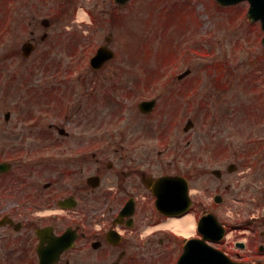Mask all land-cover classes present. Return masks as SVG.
I'll return each mask as SVG.
<instances>
[{
	"label": "rangeland",
	"instance_id": "rangeland-1",
	"mask_svg": "<svg viewBox=\"0 0 264 264\" xmlns=\"http://www.w3.org/2000/svg\"><path fill=\"white\" fill-rule=\"evenodd\" d=\"M80 6L88 9L93 24L75 21ZM220 7L215 0H132L120 10L111 0H0V26L11 23L8 31L0 28V130L14 128L3 121L7 110H14L16 121L21 110L26 115L40 108L36 100L28 101L33 97L23 92V83H44L43 66H53L48 80L58 81L60 75L70 84L66 106L76 113L88 104L93 86L96 99L109 100L105 107L95 101V124H83L81 113L72 117L75 131L95 130L112 135L113 142L141 132V145L154 155L172 142V173L185 166V157L192 165L252 164L254 196L264 197V32L260 23L248 21L247 2ZM112 11L122 15H117L119 24L110 21ZM43 17L54 18L51 38L31 60L15 56L31 29L43 31ZM109 34L117 56L92 75L90 56ZM186 69L190 74L179 79ZM94 79L96 85L88 84ZM144 96L159 98L150 118L137 108ZM189 118L195 125L186 132ZM159 158L160 173L170 170V151ZM208 178L193 177L199 189L211 193L205 189Z\"/></svg>",
	"mask_w": 264,
	"mask_h": 264
},
{
	"label": "flooded vegetation",
	"instance_id": "flooded-vegetation-1",
	"mask_svg": "<svg viewBox=\"0 0 264 264\" xmlns=\"http://www.w3.org/2000/svg\"><path fill=\"white\" fill-rule=\"evenodd\" d=\"M30 35L35 42L40 36L38 29ZM51 69L46 66L44 83H23V92L36 96L28 101H41L35 114L20 113L13 129L0 130V162L10 163L0 172V264H177L187 240L205 236L171 227L184 214L163 213L156 203L161 194L148 187L172 175V142L165 147L170 170L160 173L164 151L145 150L141 132L120 135L115 146L112 135H102L110 138L104 142L95 130L75 131L72 117L78 113L83 124L96 123V86L76 113L66 106L63 77L48 80ZM184 159L174 174L189 180L211 175L205 189L212 195L205 190L192 195L200 198L191 211L215 213L224 228L220 240L208 236L192 243L198 249L187 252L188 262L264 264V197H253L254 168L225 162L216 174L208 163ZM164 197H172V188Z\"/></svg>",
	"mask_w": 264,
	"mask_h": 264
},
{
	"label": "water",
	"instance_id": "water-1",
	"mask_svg": "<svg viewBox=\"0 0 264 264\" xmlns=\"http://www.w3.org/2000/svg\"><path fill=\"white\" fill-rule=\"evenodd\" d=\"M120 3H124L128 0H118ZM242 0H218V2L222 5H228L237 3ZM250 2V9H249V16L251 20H258L260 19L262 21V26L264 29V0H249ZM264 42V39H263ZM113 56V53L107 49L106 47H101L98 50L97 55L92 59V64L95 66H100L104 60L110 58ZM142 107L145 108H152L154 106V101H146L141 104ZM189 127V126H188ZM187 127V128H188ZM0 170H4V164H0ZM183 186V182L181 181V177H173L172 176V188H178L179 191H177V194H181L180 187ZM173 194V191H172ZM173 198V197H172ZM201 229V227H200ZM194 240H191V242ZM185 256L181 258V263L184 261Z\"/></svg>",
	"mask_w": 264,
	"mask_h": 264
},
{
	"label": "bare ground",
	"instance_id": "bare-ground-1",
	"mask_svg": "<svg viewBox=\"0 0 264 264\" xmlns=\"http://www.w3.org/2000/svg\"><path fill=\"white\" fill-rule=\"evenodd\" d=\"M82 18V16H80ZM171 227H174L175 230L181 231L185 235H189L194 232L195 229V222L192 216H185L182 219H174L173 221L169 222Z\"/></svg>",
	"mask_w": 264,
	"mask_h": 264
}]
</instances>
